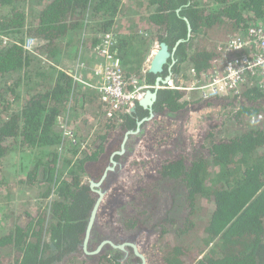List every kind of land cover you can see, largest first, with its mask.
<instances>
[{
  "label": "trees",
  "instance_id": "16d2710c",
  "mask_svg": "<svg viewBox=\"0 0 264 264\" xmlns=\"http://www.w3.org/2000/svg\"><path fill=\"white\" fill-rule=\"evenodd\" d=\"M28 1L0 0V160L21 153L23 162L32 163L30 180L35 186L39 185L37 173L44 167L47 187L38 198L47 202V211L37 217L34 209L27 226L16 222L0 235V264H77L95 202L85 183L86 165L100 159L106 150L102 142L110 133L121 126L135 127L138 114L149 113L108 117L104 111L103 115L100 106L94 105L100 97L104 101L97 89L54 67L65 55H77L90 44L97 53L102 43L99 36L115 28L122 0H36L41 4L29 21ZM149 5L155 6L147 17L149 35L143 40L120 35L115 45L125 58L118 55L125 76L137 77L141 83L154 84L158 75L138 72L143 50L133 51L137 44L145 47L157 40L171 48L181 39L174 71H186L185 79H180L188 87L194 81L203 83L200 74L217 69L226 40L264 24V0H150ZM186 18L192 26L190 37ZM87 34L91 43L86 42ZM26 36L38 40L36 50L47 57L50 69L35 65L36 57L22 46ZM134 58V62L127 60ZM125 68L134 76L127 75ZM194 94L201 97L196 90L163 89L154 110L180 111ZM227 95L234 98L225 121L211 126L204 144L195 148L193 160L175 159L159 169L181 193L180 206L174 207L175 211L180 208L177 215L159 224L162 264H264V91L247 81L240 97ZM7 96L14 98L5 102ZM80 105L88 117H68L66 113ZM257 114L263 120L253 123L252 116ZM76 121L97 133L92 146L83 151L82 141L77 144L73 139L75 133L68 142L67 128L60 126L63 123L73 130ZM177 136L184 138L180 132ZM27 149H33V154L24 157ZM5 182H0V194L7 192ZM122 222L126 232L139 228L133 218ZM112 252L103 256L104 263L121 264L120 256Z\"/></svg>",
  "mask_w": 264,
  "mask_h": 264
},
{
  "label": "rangeland",
  "instance_id": "374dc122",
  "mask_svg": "<svg viewBox=\"0 0 264 264\" xmlns=\"http://www.w3.org/2000/svg\"><path fill=\"white\" fill-rule=\"evenodd\" d=\"M137 1L143 2L144 0ZM137 1L134 0L133 2L136 6L139 5ZM127 2L132 3L130 0H127ZM39 4L41 2L36 0H33V4L31 0L27 2L26 13L28 21L32 18L30 15L34 11L33 9ZM150 12L149 10L148 13L150 14ZM3 38L5 39L6 37ZM10 39H12V42L15 41L13 38ZM31 39L32 43L29 41ZM27 42L31 43L30 48H27ZM37 45L38 40L28 36L25 37L22 44V46H26L27 51H30L36 57V66L50 67L47 64V57L36 50ZM85 52L93 61L94 58L92 59L90 52L86 50ZM89 66L93 65L89 63ZM140 71L141 69L138 70V72ZM183 79L185 78L183 77ZM23 88L22 86L21 89L24 90ZM190 97L193 98V101L187 99L189 102L179 114L170 116L166 114L167 111L162 112L156 115V118L146 122L142 126L140 133L129 138L127 153L121 160L123 166L115 170L107 179V181L110 180L111 184V192L109 193L111 197L107 196L103 201L102 210L97 220V229L93 233L94 242L92 241L91 249L95 248V243L98 241L96 237H110L119 241L130 234H134L135 232H126L122 222L123 220H128V218H133L140 223L139 230L141 232L138 235L140 249L145 253L150 264H162L163 253L159 238L161 234L159 224L163 223L166 217L177 215L180 208L175 211L174 207L175 205L177 207L178 205L180 206L181 193H179L180 190L178 191L177 184L165 180L159 174V169L163 164L183 157L187 162H191L195 148L204 144L211 126L221 125L225 121L227 117L225 112L231 107L229 102L234 98L226 95L220 98L204 100L199 98L197 94ZM9 98L13 99L14 97L7 96L5 102ZM180 122L181 124L178 125ZM63 125V123L60 124L62 129L63 127L67 128L65 134L67 132L70 134V136L68 133L66 135L68 142L77 139L78 144L82 141L81 151L92 146L93 140L97 139L95 128L87 130L78 126L77 130H72L66 124L65 126ZM117 131H120L119 128L110 133L106 140L102 142L105 148L108 147L109 149L112 147V142H115L114 138L117 135L115 132ZM71 132L75 133V138L72 140L69 139ZM175 132H180V134L184 135V138L177 137ZM99 141L101 142V140ZM27 150L28 152H26L24 157L33 154V149ZM22 158L21 153L14 152L0 160V182L6 181L5 183L9 185V187L8 185L5 187L7 192H1L0 194V235L6 234L8 230L10 231L16 222L27 226L29 216L35 213L34 209L38 210L37 217L41 212L47 211V202L38 198V195L46 190L47 187L44 167H41L37 173V183L39 185L35 186L30 180L32 163L23 162ZM101 159L102 157L88 165L92 168H97ZM45 161L47 162V159ZM113 252L120 256L121 264L136 263L133 254L125 256L117 250ZM105 254L108 253L86 255L83 251H80L77 257L81 263L85 262L84 264H105L102 259ZM8 263L12 264L11 261H8ZM63 264L72 263L65 262Z\"/></svg>",
  "mask_w": 264,
  "mask_h": 264
},
{
  "label": "built area",
  "instance_id": "2783aa9c",
  "mask_svg": "<svg viewBox=\"0 0 264 264\" xmlns=\"http://www.w3.org/2000/svg\"><path fill=\"white\" fill-rule=\"evenodd\" d=\"M6 39L8 40L7 37ZM99 39L102 43L97 53L103 56L104 60L94 69L95 78L89 81L78 71L68 74L76 82L97 89L103 95L106 116L111 117L117 113L129 111L144 97L146 90L154 88L155 85L146 82L139 83L137 79L126 78L122 61L115 50L117 40L114 31L100 35ZM29 41L32 43V39ZM31 43L27 42V48H30ZM190 72L196 77L195 68L192 67ZM200 75L204 77L202 84L194 81L190 87H184L173 80L160 88L171 91L200 90L201 97L199 98L204 100L224 97L231 91L240 97L241 85L250 78H258L259 86L264 91V24L252 25L244 35L226 40L222 47L220 65L217 69ZM189 99L193 101V98ZM252 117V122L255 123L261 121L263 115L257 114ZM180 124L181 122L178 125ZM68 135L70 136L69 133Z\"/></svg>",
  "mask_w": 264,
  "mask_h": 264
},
{
  "label": "water",
  "instance_id": "95a60500",
  "mask_svg": "<svg viewBox=\"0 0 264 264\" xmlns=\"http://www.w3.org/2000/svg\"><path fill=\"white\" fill-rule=\"evenodd\" d=\"M189 28V37L191 36L192 26L190 21L186 18ZM182 42V40L178 41V45ZM159 49L155 52V54L152 56V60L150 62L149 66V72L157 74V78L155 81V87L149 88L146 90V93L143 98H141L136 105H134L131 112L136 111L138 105L150 109V114L144 118H142L138 122V126L136 129H128L125 134L124 142L122 144L121 150L118 151L116 154H123L126 151V144L131 135H136L141 132L142 126L152 119L156 118L155 116L167 111L166 114L170 116H176L179 114L183 109L180 111H174L170 112V110L165 109L162 112H156L154 110V106L157 103L159 99V95L163 93L164 88H160V86L167 85L169 81L177 80L178 74L174 75V67L177 62L176 59L173 60L172 64H170L169 67V73L167 75H163V72L165 70V65L167 64L168 60L174 56V52L176 50V47L174 51L170 50V47L168 43L166 42H160ZM178 47V46H177ZM175 77V78H174ZM115 157V154L113 157H111L109 164L107 165V168L102 175L101 179L99 181H96L94 179H91V188L95 192V202L94 205L90 211L89 218L87 221V227L85 231V237L82 244V251L86 255H98L100 253L106 252L110 253L112 250H117L119 252H122L124 255L126 252H130L134 255V258L136 259L135 264H150L145 253L140 249L139 243H138V235L141 232L139 229L132 231L135 232L134 234H130L129 236L120 239L119 241H116L110 237H105L101 242L95 243V248L91 249L92 241L94 240V231L97 229V220L100 211L102 210V204L105 199V196L107 193L111 192V189H102V184L109 176V171H113L115 169V166L118 164V160ZM110 183V182H109ZM90 247V248H89ZM114 254V252H112ZM126 256V255H125ZM128 256V255H127Z\"/></svg>",
  "mask_w": 264,
  "mask_h": 264
},
{
  "label": "crops",
  "instance_id": "0c3cea01",
  "mask_svg": "<svg viewBox=\"0 0 264 264\" xmlns=\"http://www.w3.org/2000/svg\"><path fill=\"white\" fill-rule=\"evenodd\" d=\"M149 1L150 0H144L143 2L137 1V3H139V5L136 6L135 3H133L134 0H130V2H132V3H128L127 0H123L122 6H121L122 7L121 12L118 15V17L116 18L115 28L113 29V31L116 34V40H117L118 36H120V35L125 37V38H131V39L134 36H136L135 39H142V40L144 39V37H147L149 35L148 30H146V27L148 25L147 17L149 16L148 12H149V10H152L155 8L154 5L153 6L149 5ZM149 8H151V9H149ZM84 30L85 31L87 30V32H88L89 27L84 28ZM89 36L90 35H88V34L86 35V37H85L86 42H90L92 40V38H90ZM88 38H90L91 40H88ZM157 43H159V42L157 40H154L152 43H150L149 45L147 44L145 47H143V46L139 47L138 44L133 46L134 47L133 51H135V52L138 51V53H139L141 50H143V52L139 53L141 55V58H142L141 66H140L141 71L139 72L140 74H141V72H143L142 74L147 73V72H145V70L148 69L150 62L152 60L153 54L157 51V49H159V46H157L158 45ZM91 47H92L91 44H90V47H85V46L81 47V49L77 55H74L73 53H71L69 56L65 55L63 58H61V62L59 63L60 65H57L55 63L56 65L54 67L57 69L64 70L67 73L73 72V71L74 72L78 71V73L82 77H84L85 79H87L89 81H92L95 78L94 77V68L99 63L102 62L103 57L96 53L95 47L93 49ZM116 49H115L116 53L120 57H123V55H121V53L119 51V47ZM85 50L90 52L92 59L94 58L93 61L88 57ZM127 60L129 62H131V61L134 62L135 58L134 59H127ZM137 62H140V60L137 59ZM89 63L92 64L93 66H89ZM51 67L52 66H50V67L47 66V69H50ZM125 70H126V72H128V73H126L127 75L134 76L133 72L130 73V71L127 68H125ZM187 73L190 74L189 71H187ZM135 74H137V73H135ZM177 74L179 77L177 79V81L180 80V76L184 77L183 71L180 73L178 72ZM189 74H188V76H189ZM145 82H146V80H145ZM248 83L259 86L258 78H250L248 80ZM85 87H87V86H85ZM88 88L92 90V88H90V87H88ZM99 95L101 96L100 93H99ZM94 105L100 106V112L102 114L106 110V104L104 103V101H102L101 97L98 99V101ZM66 114L68 115V117H88L87 113H85V111L81 108V105H80V107H78V110H76L74 112L72 111V112L66 113ZM78 126H80V128H83V129L87 128L84 126L83 122L76 121L74 130H77Z\"/></svg>",
  "mask_w": 264,
  "mask_h": 264
},
{
  "label": "flooded vegetation",
  "instance_id": "af4514ba",
  "mask_svg": "<svg viewBox=\"0 0 264 264\" xmlns=\"http://www.w3.org/2000/svg\"><path fill=\"white\" fill-rule=\"evenodd\" d=\"M181 39H179L178 41H180ZM178 41H177V43H178ZM165 42V41H164ZM175 44V46H173V47H171L170 48V50H172V51H174V49H175V47H176V50H177V46H178V44ZM170 47V46H169ZM176 50H175V52H174V56L172 57V58H170L169 60H168V62H167V64L165 65V70H164V72H163V75L165 74V75H167L168 73H169V67H170V64H172V62H173V60L174 59H176ZM177 60V59H176ZM173 73H175V71L173 72ZM161 95V94H160ZM159 95V96H160ZM144 108V107H143ZM142 111V112H141ZM135 112H138V113H142V114H147V113H149L150 114V109H148V108H144V110H142V109H140V108H137L136 109V111ZM128 113H130V112H128ZM144 117H146L145 115H139L138 114V117H136V119H137V122H136V125H135V129L137 128V126H138V122L142 119V118H144ZM126 124H127V122H126ZM122 125V124H121ZM133 127H131V129H134ZM128 129H130L129 128V125H126L125 127H123V126H121L120 128H119V130L120 131H117V132H115V133H117V135L115 136V138H114V141L115 142H112V144L113 145H111L112 147H110L109 149H108V147L106 148V150L104 151V153L100 156V158L102 157V159L100 160V163L97 165V168H92V167H90L88 164H91V163H93V162H88V164L86 165V168H87V171H88V173H89V176L86 178V180H85V183L90 187V191H91V193L93 194V196L96 198V194H95V192L93 191V189L91 188V179H94V180H96V181H99L100 179H101V177H102V175L104 174V172H105V170H106V168H107V165L109 164V162H110V159H111V157H113V155L115 154V157L117 158L116 160H118V164L115 166V169L113 170V171H109V176H108V178L110 177V175L115 171V170H117V169H119V168H121L123 165V163H121V160L123 159V157H124V155H126V153H127V150H128V147H127V144H126V151L123 153V154H116L118 151H120L121 150V147H122V144H123V142H124V138H125V134H126V131L128 130ZM132 136V135H131ZM130 136V137H131ZM129 137V138H130ZM128 141H129V139H128ZM128 141H127V143H128ZM107 178V179H108ZM107 179L104 181V183L102 184V189L103 190H105V189H111V184L109 183L110 182V180L109 181H107ZM107 181V182H106ZM111 197V196H109V193H107V195L105 196V199H106V197ZM104 199V200H105ZM138 227L140 228V223L138 224ZM138 228V229H139ZM96 230V229H95ZM97 239H98V242H101L104 238H99V237H96ZM84 241V240H83ZM121 241V240H120ZM94 242V241H93ZM96 242V241H95ZM82 244H83V242H82ZM82 244H81V248H82ZM52 248L53 249H56V246L52 243ZM130 254H132V253H128V252H126L125 253V255L127 256V255H130Z\"/></svg>",
  "mask_w": 264,
  "mask_h": 264
},
{
  "label": "bare ground",
  "instance_id": "6f19581e",
  "mask_svg": "<svg viewBox=\"0 0 264 264\" xmlns=\"http://www.w3.org/2000/svg\"><path fill=\"white\" fill-rule=\"evenodd\" d=\"M110 32V31H109ZM159 45V44H158ZM160 47V46H159ZM155 54V53H154ZM153 54V55H154ZM118 55V54H117ZM153 58V57H152ZM121 59V58H120ZM122 61V60H121ZM150 66V65H149ZM149 71V67H148V69L146 70V72H148ZM176 73H174V75H175ZM127 78V77H126ZM127 79H129V80H132V79H137L138 81H139V79L137 78V77H131V78H127ZM177 82H179V83H181L182 84V86L184 85V82H183V80H178ZM139 83H141L140 81H139ZM193 83H191V84H189V86L188 87H190L191 85H192ZM199 84H202V83H199ZM185 87V86H184ZM196 91H198L199 93H200V90H196ZM232 93H234L233 91H231ZM201 94V93H200ZM132 109H133V107L132 108H130V110L129 111H124L123 113H128V112H131L132 111Z\"/></svg>",
  "mask_w": 264,
  "mask_h": 264
},
{
  "label": "clouds",
  "instance_id": "9594fccd",
  "mask_svg": "<svg viewBox=\"0 0 264 264\" xmlns=\"http://www.w3.org/2000/svg\"><path fill=\"white\" fill-rule=\"evenodd\" d=\"M8 40H10V38H8ZM68 74V73H67ZM69 75V74H68ZM180 77H182V76H180ZM175 78V77H174ZM177 81V80H176ZM147 83V82H146ZM149 84V83H148ZM155 85V84H154ZM243 85V84H242ZM242 85H241V87H242ZM262 120H263V118H262Z\"/></svg>",
  "mask_w": 264,
  "mask_h": 264
}]
</instances>
